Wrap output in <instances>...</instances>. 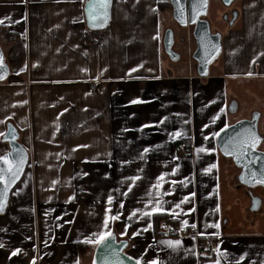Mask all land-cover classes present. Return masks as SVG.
Returning a JSON list of instances; mask_svg holds the SVG:
<instances>
[{
  "label": "crops",
  "instance_id": "0c3cea01",
  "mask_svg": "<svg viewBox=\"0 0 264 264\" xmlns=\"http://www.w3.org/2000/svg\"><path fill=\"white\" fill-rule=\"evenodd\" d=\"M86 1L0 0L10 66L0 82V134L13 122L30 155L0 214V264H91L96 245L83 257L76 243L104 231L106 215H118L109 228L142 264H264V186L233 181L235 164L212 135L259 112L264 137L262 109L243 113L234 81L246 89L264 82V0H235L229 9L209 0L222 51L206 76L197 72L192 27L178 25L172 5L160 8L166 0H112L102 30L87 26ZM168 28L178 61L164 51ZM7 149L1 142L0 155ZM156 200L172 211L143 215ZM156 213L175 219L180 234L156 235ZM207 236L214 251L203 257Z\"/></svg>",
  "mask_w": 264,
  "mask_h": 264
},
{
  "label": "water",
  "instance_id": "95a60500",
  "mask_svg": "<svg viewBox=\"0 0 264 264\" xmlns=\"http://www.w3.org/2000/svg\"><path fill=\"white\" fill-rule=\"evenodd\" d=\"M169 1L173 9L172 12L173 19L178 23V25L184 28L192 27L193 29L192 34L195 38L196 47H197L193 52V57L198 62L197 72L199 73L200 76L208 75L210 66L218 59L222 51V45H221L222 34L221 32H212L210 22L207 19V15L209 13V0H206V4H204L203 6H202V0H169ZM234 1L235 0H222L224 5L227 7H230ZM88 4H89V0H87L85 4L87 26L93 30L104 29L110 21L112 0H109L108 9H107L108 18L106 22L102 26H97V27H93V22H90L87 17ZM194 6H195V10H194ZM174 45H175V31L173 30V28H168L165 31L164 39H163L164 51L167 53L168 57L171 60L178 61L181 55L174 49ZM213 46H218L219 51L216 52ZM0 55H2L3 58V65L0 66V77H2L0 78V82H2L5 79H7L8 76L10 75V66L8 61L6 60L5 51L2 46L1 40H0ZM229 109L230 111L235 112L237 109V102L232 101ZM259 119H260L259 112H254L250 118H243L230 124L231 127H228L225 131L220 132V135L217 136V144L221 153L224 156L231 158L235 166H237L240 169V172L237 174L238 182L250 188L254 186H264V183H255V182L249 183L248 180L250 179V175L246 174V169L244 167V164L247 163V161L241 160L240 162H238L234 156L226 155L224 152V145L229 140L230 137L234 136L237 132L241 131L244 128H251L253 131H255V133L259 137H261V143H262L264 137L262 136L259 130ZM13 130L15 131V136H16L15 140H12L11 137L8 135ZM2 142L8 144V149L5 152H3L0 156H4L7 153L14 152L16 150H22L26 156V160L23 169L19 175V178L8 189L5 207L3 208L2 211H0V214H3L7 211L12 191L15 189V187L23 178L30 159L29 151L21 143L19 130L13 122L7 123L6 131L4 135H2ZM261 143L258 145L257 149L255 150V155L264 157V151L260 149ZM249 158H251V156ZM262 166H264V160L255 162L253 165H251V167L257 171H259ZM2 188L3 185L0 184V190H2ZM255 200L256 199H254L253 201ZM113 235L114 238L109 241L111 247L117 250L122 249L121 252L122 257L125 254L127 257H132L127 253L129 240L120 238L115 232H113ZM105 254H106V249L104 248L103 245H101L100 247L96 246L93 252L91 264H93L94 261L95 264H103V258ZM126 264H133V260H126Z\"/></svg>",
  "mask_w": 264,
  "mask_h": 264
},
{
  "label": "snow or ice",
  "instance_id": "6c2138e0",
  "mask_svg": "<svg viewBox=\"0 0 264 264\" xmlns=\"http://www.w3.org/2000/svg\"><path fill=\"white\" fill-rule=\"evenodd\" d=\"M108 4H109V0H89V4L87 8V17L90 22H93V27L102 26L106 22L108 18V14H107ZM204 4H206V0H202V6ZM194 10H195V6H194ZM213 47L216 52L219 51L218 46H213ZM2 65H3V58L2 55H0V66ZM131 71H136V69H131ZM251 74L252 73H249V75ZM132 102L136 103L137 101H132ZM218 118L219 117H216L215 119ZM228 127L231 126L225 125L224 128H222L220 131L223 132ZM0 135H4V134H0ZM8 135L11 137L12 140L16 139L14 130L11 131ZM180 135H181L180 132L174 133V136L178 137ZM212 135L219 136L220 132H214ZM260 143H261V137H259L255 133V131H253L251 128H244L241 131L237 132L234 136L230 137L229 140L224 145V152L226 155L234 156L238 162H240L241 160L247 161V163L244 164V167L246 169V174L250 175V179L248 180L249 183L252 182L264 183V166H262L259 171L254 170L251 167V165H253L255 162L264 160V157L255 155V150L257 149ZM144 151L147 152L148 149L146 148L144 149ZM202 151H211V150L204 148L197 149V152H202ZM250 156L251 158H249ZM25 160H26V156L22 150H16L14 152L7 153L4 156H0V184L3 185L2 190H0V211H2L3 208L5 207L8 189L19 178ZM212 167H215V165H213ZM129 179H131L134 182L140 179V177L138 176L131 177ZM160 180H163V175L161 177H158V181ZM191 195L194 196L195 193H191ZM112 200L113 197L110 195L108 197L109 204H111ZM184 200L187 201L188 197H185ZM149 203L152 204L153 202L149 201ZM121 207H123V204H121ZM179 207L180 205L177 204L176 208ZM139 211L140 209L134 210L131 213L129 219H131L132 216H135L136 213ZM164 211H172V210L164 209L162 206H160V201L156 200L151 210L148 212H144L143 215L148 216L155 212H164ZM117 218L118 215L116 216L106 215L105 220L103 222L104 231H101L99 233H93L92 236L90 238H86L84 242L94 244L97 247H100L101 245L104 246V248L106 249V254L103 258V264H126V260H133V264H141V260L139 258L127 257L126 254L122 257L121 256L122 249L117 250L111 247L109 241L114 238V235L111 229L109 228V220H116ZM184 223L187 224V221H184ZM192 227L195 228L196 225L193 224ZM215 227H219V225H215ZM125 234L126 232L121 233V235H125ZM133 235H137V233H133ZM161 243L164 242L162 241ZM167 243L170 246H172V245H179L181 242L179 240H176V241H168ZM0 247H2V245H0ZM19 251L20 249H16L15 252H13V255L18 253ZM241 259H243V257H241ZM32 264H35V260H33ZM93 264H95V261L93 262ZM149 264H157V261L155 260L150 261ZM214 264H221V261L217 259L215 260Z\"/></svg>",
  "mask_w": 264,
  "mask_h": 264
},
{
  "label": "rangeland",
  "instance_id": "374dc122",
  "mask_svg": "<svg viewBox=\"0 0 264 264\" xmlns=\"http://www.w3.org/2000/svg\"><path fill=\"white\" fill-rule=\"evenodd\" d=\"M229 8L230 7H226V9H229ZM208 17H209V14L207 15V18ZM213 17H214V15H213ZM212 27H213V30H216L215 29V23H214V25H212ZM176 28H177V26H176ZM4 46H6V45L3 41V47ZM174 48L175 49L178 48V44H176L174 46ZM181 52H182V57H185L186 56V50L181 51ZM181 61L183 62V59ZM238 80H240V79H238ZM238 80L235 79L234 81H235V84H238L239 86L242 87L241 96H242L243 102H245V103H243L242 112L243 113L249 112V108L254 106V108H256V109L261 108L263 113H264V82L260 83V86H261L260 88L257 87L259 83H253L250 85L251 86L250 89H246V87L243 88V86H242V83H241L242 80H240V81H238ZM255 88H257V89H255ZM242 112L241 113L238 112V116L243 115ZM244 116H250V115H244ZM0 140L2 141V136H0ZM262 147L264 148V144L262 145ZM232 167H233V173H232L233 181H235L238 184L239 182L237 179V174L240 172V169L235 165H233ZM259 189L264 190V188H259ZM239 217H240V219H242L241 216H239Z\"/></svg>",
  "mask_w": 264,
  "mask_h": 264
},
{
  "label": "trees",
  "instance_id": "16d2710c",
  "mask_svg": "<svg viewBox=\"0 0 264 264\" xmlns=\"http://www.w3.org/2000/svg\"><path fill=\"white\" fill-rule=\"evenodd\" d=\"M171 6V3L169 0H166L165 3H162L160 8L161 9H165V8H169ZM6 33L8 35H10L7 31ZM2 141L0 140V143ZM153 220H154V230H155V233L156 235H158V232L164 228V224L166 225H172V226H169L175 233H178V227H177V222L175 219L173 218H170L166 213H156L154 214L153 216ZM77 245V249L79 251V254L82 255L83 257L87 255L89 249H90V245L89 243H85V242H82V241H79L76 243ZM202 248V247H201ZM204 248V247H203ZM202 248V249H203ZM203 256V255H201ZM205 257V256H203Z\"/></svg>",
  "mask_w": 264,
  "mask_h": 264
},
{
  "label": "built area",
  "instance_id": "2783aa9c",
  "mask_svg": "<svg viewBox=\"0 0 264 264\" xmlns=\"http://www.w3.org/2000/svg\"><path fill=\"white\" fill-rule=\"evenodd\" d=\"M105 42V37L104 35H98L96 38H95V43L96 45L98 46H102ZM95 87V84H91V88ZM180 147L182 148H190L189 144L186 143L185 141H182L180 143ZM180 233H175L170 227H164L162 228L159 232H158V236L160 237H172V236H177L179 235ZM206 242V246L202 249L201 248V255L203 256H207V257H210L213 255V247H214V244H215V241H214V238L211 237V236H207L204 240Z\"/></svg>",
  "mask_w": 264,
  "mask_h": 264
}]
</instances>
